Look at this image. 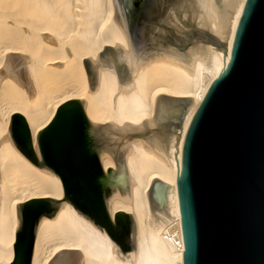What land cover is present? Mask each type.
<instances>
[{
  "label": "water",
  "instance_id": "95a60500",
  "mask_svg": "<svg viewBox=\"0 0 264 264\" xmlns=\"http://www.w3.org/2000/svg\"><path fill=\"white\" fill-rule=\"evenodd\" d=\"M243 0H113L114 20L128 48L105 44L95 58H82L93 92L100 69H114L119 88L134 86L138 68L155 60L194 73L195 59L211 67V56L232 49L224 69L205 90L183 138L195 104L193 96L158 94L153 118L91 121L73 98L61 103L36 136V154L26 118L12 112L8 131L16 148L35 166L58 175L63 196L29 198L17 203L16 237L10 264H31L36 230L61 203L104 228L121 252L137 246L132 209H115L113 192L130 195L125 155L130 140L175 170L184 264H264V0H247L234 42L228 36Z\"/></svg>",
  "mask_w": 264,
  "mask_h": 264
},
{
  "label": "bare ground",
  "instance_id": "6f19581e",
  "mask_svg": "<svg viewBox=\"0 0 264 264\" xmlns=\"http://www.w3.org/2000/svg\"><path fill=\"white\" fill-rule=\"evenodd\" d=\"M247 0H243L228 36L234 42ZM113 0H0V264H10L14 254L17 203L49 196L60 199V177L29 161L12 142L7 118L20 112L26 118L33 148L39 155L38 131L47 125L58 106L83 98L91 121L126 120L138 124L153 118L158 94L193 96L183 138L205 90L224 69L230 44L221 55L212 52L211 67L195 59L194 73L167 61L155 60L138 68L134 86L119 88L114 69L101 68L98 87L88 88L82 58H95L105 44L127 38L114 20ZM173 167L130 140L125 155L130 195L113 192L108 210L132 209L137 221V246L121 252L104 228L95 227L75 207L63 201L52 218L37 227L31 264H184L183 235L177 191L179 152Z\"/></svg>",
  "mask_w": 264,
  "mask_h": 264
}]
</instances>
